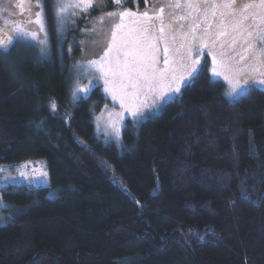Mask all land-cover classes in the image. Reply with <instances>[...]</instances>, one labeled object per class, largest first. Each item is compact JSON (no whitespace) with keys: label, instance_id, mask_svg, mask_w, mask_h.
Wrapping results in <instances>:
<instances>
[{"label":"trees","instance_id":"obj_1","mask_svg":"<svg viewBox=\"0 0 264 264\" xmlns=\"http://www.w3.org/2000/svg\"><path fill=\"white\" fill-rule=\"evenodd\" d=\"M202 1L182 3L178 27L206 33ZM45 3L47 56L30 40L0 47V164L45 160L49 179L3 191L18 212L0 226V264H264V90L228 98L206 61L158 116L127 120L121 147L104 143L100 85L70 101L82 39L60 42Z\"/></svg>","mask_w":264,"mask_h":264},{"label":"rangeland","instance_id":"obj_2","mask_svg":"<svg viewBox=\"0 0 264 264\" xmlns=\"http://www.w3.org/2000/svg\"><path fill=\"white\" fill-rule=\"evenodd\" d=\"M173 1L154 0L147 9H130L126 5L127 0H120L121 6L103 12L101 9L106 7L102 3L108 0H90V6L80 0H51L52 22L56 34L60 36V42L71 36L68 43L71 48L77 35L82 39L79 44L82 45V52L78 56L73 55L76 57L72 63L74 73L71 104L75 106L76 99L89 95L92 84L100 85L107 101L93 119L95 133L104 143L112 142L121 147L127 120H132L134 125L139 126L147 119L158 116L164 105L180 97L185 84L198 75L206 61L212 79L225 83L228 98L240 99L252 90H264V84L260 83L264 79L261 76L264 73V0H238L239 7L227 11L217 5L229 3L230 0H214V3L203 0L200 6L212 5V13H215L209 14L212 19L207 21L209 51H203L200 47L199 51L192 50L191 59L185 62L184 67L179 66L176 61L191 42V29L184 25L178 27L176 23H185L186 19L180 18L178 12L187 13L188 9L182 4L175 6ZM194 1L186 0L190 6ZM61 2L68 5L62 14L59 13ZM112 2V6L117 4L116 0ZM77 4L80 6L77 7ZM245 5L251 7L244 8ZM242 9L244 18H241ZM124 12L130 15H120ZM222 12H225L224 17H221ZM233 12L236 13L235 17L231 16ZM110 13L114 15H109ZM144 13L148 16H144ZM0 16V39L7 43L11 37V43L2 48L10 50L15 45H25L24 40H30L41 54H49L51 37L45 0H0ZM149 18L158 26L164 27L162 35L165 39L145 41L146 34L141 33V28L148 26ZM162 19L166 23L161 25ZM17 27L35 32L37 39L18 36L14 31ZM178 28L186 32L180 33ZM153 32L161 35L156 29ZM203 33L205 31L199 29V35ZM173 35L176 37L175 42L171 39ZM18 37L22 38L19 43ZM181 44L185 47H180ZM165 47L168 48L167 52ZM174 47L179 49L175 55ZM165 59L169 60L168 64H164ZM192 61L199 63L194 65L195 71L189 75L187 66ZM153 70L156 72L155 79L148 75ZM173 70L176 77H184V83L159 78L161 74L168 76ZM249 73L256 78L255 83L246 79V74ZM175 87H179L180 91L173 92ZM233 88L239 90V96L231 95ZM133 93H137L135 100L131 98ZM121 99L124 100L123 107ZM98 104L99 100L96 99L93 105L97 107ZM132 104L139 106V115L133 116L126 111ZM23 182L35 186L49 184L45 160L0 164V226L10 222L18 212L14 205L5 202L3 191L12 183Z\"/></svg>","mask_w":264,"mask_h":264},{"label":"snow or ice","instance_id":"obj_3","mask_svg":"<svg viewBox=\"0 0 264 264\" xmlns=\"http://www.w3.org/2000/svg\"><path fill=\"white\" fill-rule=\"evenodd\" d=\"M80 2L81 3H87L90 6V0H80ZM116 3L119 5L120 4V0H116ZM76 6L79 7L80 4H77ZM177 6H179V5H177ZM67 7H68V5H66L63 2H61V5L59 7V13L60 14L64 13ZM203 7H205L206 9H211L213 6L212 5H205ZM217 7L223 8V9H225L227 11L229 9H233L235 7H239V3H238V0H230L229 3H221V4L217 5ZM247 7H251V5H245L244 6V8H247ZM204 14H205V16H207L208 14L214 15L215 13H210V12L206 11ZM109 15H114V14L110 13ZM120 15H122V16L123 15H130V13L124 12V13H121ZM143 15L144 16H148L147 13H144ZM224 16H225V12H222L221 13V17H224ZM231 16L235 17L236 13H234V12L231 13ZM241 18H244L243 9L241 10ZM157 19H159V18H157ZM37 23H39L38 20H37ZM110 23H115V21H110ZM162 23L163 22L161 21V25H162ZM117 26H119V25H117ZM153 29H156V31L158 33H160L161 35L154 34ZM14 31H16L17 35L20 36V37L31 36L32 39H37V36H36L35 32L26 31V30H24L23 27H17L16 29H14ZM141 33L142 34H146V35H144L145 41H153V40H158V39H165V36L162 35L164 33V27L163 26H158L154 21H152L151 18H149L148 26H145V27L141 28ZM221 34H223V32H221ZM207 35H208L207 33H203V34L197 36L195 34L189 33L191 42L188 43L187 47H185L184 44L180 45V47H185V51L182 54L179 55V58L176 61V63H178L179 66L184 67L185 66V62L191 59V51L192 50L199 51V46L204 41V39H205V37ZM171 39H172L173 42H175L176 37L173 35L171 37ZM8 43H11V37L8 38V42L7 43H5L3 39H0V47H5L6 48L8 46ZM41 43H43V41H41ZM205 46H207V45H205ZM167 51H168V48L165 47V52H167ZM173 52H174V55H175L176 53L179 52V49L174 47L173 48ZM168 63H169V60L165 59L164 60V64H168ZM197 63H199V61H192L191 65L187 66V71H188L189 75H191V72L195 71L194 65L197 64ZM125 67H127V62H125ZM230 70H232V69H230ZM237 71H239V70H237ZM148 75H149L150 78L155 79L156 78L155 70L149 72ZM261 76L264 77V73H261ZM159 78L161 80H169V81L175 80L176 83H184V77L183 76L176 77L174 70H173V73L169 74L168 76H165V75L161 74ZM246 79L252 80L254 83H255V80H256V78L253 77L250 73L246 74ZM260 83L264 84V79H261ZM185 86L187 87L189 85L185 84ZM179 91H180L179 87L173 88V92H179ZM239 94H240L239 90L237 88H233L231 95L232 96H239ZM136 96H137V93L131 94V98L133 100H135ZM121 106L122 107L124 106V100L123 99H121ZM126 111H129L133 116H137V115L140 114L139 106L136 105V104H132L130 107L126 108Z\"/></svg>","mask_w":264,"mask_h":264},{"label":"flooded vegetation","instance_id":"obj_4","mask_svg":"<svg viewBox=\"0 0 264 264\" xmlns=\"http://www.w3.org/2000/svg\"><path fill=\"white\" fill-rule=\"evenodd\" d=\"M112 3H113L112 0H108V2H103L102 5H104V7H106V8L110 7V9H114V8L121 6L120 4H119V6H118V4H116L115 6H112L111 5ZM182 3H185V0H175V5H178V4L181 5Z\"/></svg>","mask_w":264,"mask_h":264},{"label":"water","instance_id":"obj_5","mask_svg":"<svg viewBox=\"0 0 264 264\" xmlns=\"http://www.w3.org/2000/svg\"><path fill=\"white\" fill-rule=\"evenodd\" d=\"M119 6V5H118Z\"/></svg>","mask_w":264,"mask_h":264}]
</instances>
